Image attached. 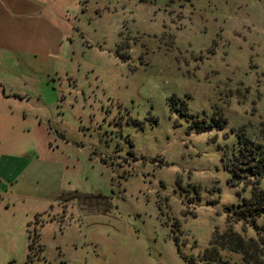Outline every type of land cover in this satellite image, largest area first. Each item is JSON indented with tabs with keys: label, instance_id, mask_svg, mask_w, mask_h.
Here are the masks:
<instances>
[{
	"label": "rangeland",
	"instance_id": "374dc122",
	"mask_svg": "<svg viewBox=\"0 0 264 264\" xmlns=\"http://www.w3.org/2000/svg\"><path fill=\"white\" fill-rule=\"evenodd\" d=\"M60 3L80 7L67 58L17 63V151L52 145L72 197L37 219L1 207L0 264H187L247 192L223 153L264 142V0ZM181 102L226 123L196 132Z\"/></svg>",
	"mask_w": 264,
	"mask_h": 264
},
{
	"label": "crops",
	"instance_id": "0c3cea01",
	"mask_svg": "<svg viewBox=\"0 0 264 264\" xmlns=\"http://www.w3.org/2000/svg\"><path fill=\"white\" fill-rule=\"evenodd\" d=\"M79 8L60 0H0V209L14 212L17 203L28 202L34 216L53 205L63 209L72 197L62 180L64 162L53 155L52 145L46 152L17 151V101L30 98L17 91V63L22 54L67 58L70 19Z\"/></svg>",
	"mask_w": 264,
	"mask_h": 264
},
{
	"label": "trees",
	"instance_id": "16d2710c",
	"mask_svg": "<svg viewBox=\"0 0 264 264\" xmlns=\"http://www.w3.org/2000/svg\"><path fill=\"white\" fill-rule=\"evenodd\" d=\"M122 54V53H120ZM122 55V57H126ZM171 110L175 98H168ZM180 111L188 119V127L196 132L207 131L213 127L222 128L226 123L225 117L216 116L211 122L196 118L188 112L184 102L179 106ZM222 163L230 175L228 182L234 186L242 184L247 191L240 195L236 203L225 207V225L222 230L215 229L211 234L208 245L197 255H184L187 264H264V142H254L250 137L238 133L237 145L227 154L223 153ZM40 213H35L37 217ZM240 222L252 234L246 235L237 231L234 224ZM30 221L27 223L29 226ZM28 234L29 247L38 234ZM227 252L228 254H226ZM231 254L239 255L233 260Z\"/></svg>",
	"mask_w": 264,
	"mask_h": 264
}]
</instances>
